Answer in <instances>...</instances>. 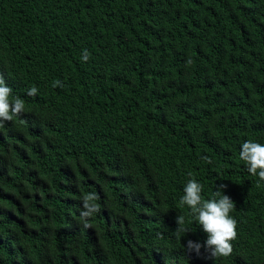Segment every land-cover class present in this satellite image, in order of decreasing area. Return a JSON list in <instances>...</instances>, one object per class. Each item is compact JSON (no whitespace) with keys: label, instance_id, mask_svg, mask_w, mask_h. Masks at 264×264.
<instances>
[{"label":"trees","instance_id":"trees-1","mask_svg":"<svg viewBox=\"0 0 264 264\" xmlns=\"http://www.w3.org/2000/svg\"><path fill=\"white\" fill-rule=\"evenodd\" d=\"M0 75L25 102L0 127V264H264V181L239 157L264 144V0H0ZM192 178L234 201L228 257L185 250L207 239Z\"/></svg>","mask_w":264,"mask_h":264},{"label":"clouds","instance_id":"clouds-1","mask_svg":"<svg viewBox=\"0 0 264 264\" xmlns=\"http://www.w3.org/2000/svg\"><path fill=\"white\" fill-rule=\"evenodd\" d=\"M90 53L85 49L82 52L81 60L87 62ZM189 59L187 64L190 65ZM59 80L54 81L53 87H63ZM38 89L31 87L27 95L35 97ZM25 110V102L20 97L12 96V88L7 85L3 75H0V127L5 122H10L14 117H20ZM23 122V121H21ZM240 159L247 165L248 172L253 176H258L264 181V144L254 141H245L240 146ZM207 163L212 161L209 157H202ZM191 175V174H189ZM226 185L220 184L211 198L205 199L202 195L203 186L194 178L189 179L183 189V196L180 204L186 205L190 209L191 215L207 234L206 241L201 244L192 240H187L185 250L188 253L201 254V248L208 251L210 257H228L233 252L232 241L237 238V221L230 216L235 208L234 201L223 194ZM99 196L95 192H89L83 196L82 210L79 213L80 221L85 229L91 227L90 218L100 212V206L96 203ZM175 223L177 228L175 234L180 238V233H187L190 229L185 226V218L177 216Z\"/></svg>","mask_w":264,"mask_h":264}]
</instances>
